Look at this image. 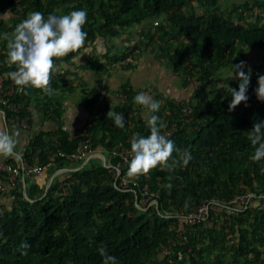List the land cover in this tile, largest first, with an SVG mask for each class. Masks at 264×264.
<instances>
[{"label": "trees", "instance_id": "obj_1", "mask_svg": "<svg viewBox=\"0 0 264 264\" xmlns=\"http://www.w3.org/2000/svg\"><path fill=\"white\" fill-rule=\"evenodd\" d=\"M218 2L21 0L17 5L13 0H0V61L7 72L15 70V66L10 68L7 64V41L3 34L11 37L16 25L29 13L39 11L46 18L48 14L85 10V47L96 36L116 37L143 20L162 18L155 29L163 41L159 44L161 57H168L170 67L181 72L184 86L194 84L193 95L186 101L192 111L184 121L179 120L181 107L186 105L184 100L175 104L166 99L165 108L160 106L158 112L151 113L165 125L168 123L161 130L176 124L177 130L169 137L179 150L173 157L179 159L183 152L191 156L186 166L182 161L172 170L157 166L148 174L135 177L139 184H146L158 195L157 205L138 207L140 198L138 193L136 197V189L122 190L114 185L112 170L119 165L118 159H111L110 168L101 164L81 168L61 188L53 184L33 203L18 195L17 204L0 215V264H103L98 251L101 247H106L117 264H264V205H260L264 197H257L260 204L236 208L216 205L204 220L195 224L188 223L186 218L190 208L204 199L264 190V158L259 162L251 160L254 148L248 140L253 123L264 120V101L258 100L255 92L258 77L264 75V0H246L241 5L224 8ZM6 10L12 13L8 20L2 16ZM174 31L186 41L178 43ZM187 42L190 52L179 55V46L188 45ZM171 45L175 46L173 51L167 49ZM130 46L127 48H137L136 44ZM246 48L262 50L258 64L246 66ZM126 51L122 52L121 60L127 57ZM77 55L70 53L63 63H74ZM86 61L82 67L100 70L109 67L94 63L92 56ZM132 61L133 57L118 68L129 67ZM241 61L245 72L251 70L248 100L229 111L232 99L229 87L238 90L239 79L227 77L223 89L207 90L203 85L213 82L212 76L219 69ZM36 89L27 86L25 94L15 99L24 100ZM117 90L127 93L126 100L114 108L124 116V128L116 127L107 118V108L103 107L107 103L95 90L84 91L94 102H100L98 121L85 122L72 135L65 131L47 134L49 141L42 136L34 137L24 157L32 162L33 153L38 152L37 157L44 163L43 148L54 137L70 153L87 137L94 148L110 150L131 147L134 133L149 135L147 123L140 120L134 125L135 119L130 114L136 95L132 88L121 84ZM25 114V110L20 113ZM126 172L127 169L121 170L122 174ZM178 232L187 235L186 244L173 245ZM25 243L27 248L22 247Z\"/></svg>", "mask_w": 264, "mask_h": 264}, {"label": "clouds", "instance_id": "obj_2", "mask_svg": "<svg viewBox=\"0 0 264 264\" xmlns=\"http://www.w3.org/2000/svg\"><path fill=\"white\" fill-rule=\"evenodd\" d=\"M86 22L85 10L72 11L66 15L48 14L46 18L44 13L39 11L29 13L16 25L11 37L7 33L3 34V38L7 41V64L10 68L15 66V70L8 72L7 75L21 87V90L31 86L41 89L47 95H52L54 90L50 83L53 75L64 66L63 58L70 53H78L73 59L79 61L82 55L88 53L85 47L87 33L83 30ZM57 61L61 63L58 64ZM233 67L231 78H238L240 83L238 90L229 87L232 97L228 106L229 111L248 100L246 93L251 76L250 69L248 72L243 70V61ZM257 83L258 87L255 89L257 99L264 101V75L258 77ZM133 99L137 105L143 106L150 113L147 119L150 134L132 135L130 141L132 157L128 166V176L146 175L157 166L172 170L181 161L186 166L191 159L190 154L183 152L179 154V159L173 157V153H179V150L171 139L161 134L165 124L160 117L151 114L159 111L160 102L145 92L137 93ZM107 118H111L116 127L124 128V116L113 111L112 107L107 113ZM18 135V130L0 131V156L10 157L14 154ZM248 140L254 148L251 160L259 162L264 158V120L253 123L248 133ZM167 187L170 189L171 184ZM22 247L27 248L28 245L25 243ZM98 251L103 257V264H117L116 258L108 254L106 247H101Z\"/></svg>", "mask_w": 264, "mask_h": 264}, {"label": "rangeland", "instance_id": "obj_3", "mask_svg": "<svg viewBox=\"0 0 264 264\" xmlns=\"http://www.w3.org/2000/svg\"><path fill=\"white\" fill-rule=\"evenodd\" d=\"M245 1L246 0H219L218 5L223 8L231 7L232 5H241ZM11 16V13L3 14L4 20H8ZM161 20L162 18L160 17L148 18L146 20H143L140 24L133 26L130 31H127L126 33L116 37H110L106 39H102L100 36L94 37L87 42V46L92 51H88L87 54L91 55L94 52L91 55L95 60L94 63L100 64V66L102 67L109 66L108 69L100 70L82 67L85 66V62L81 61L80 64H82V66L80 67V69L78 64L74 63V66H71L72 70H69L67 72L65 71V66L68 65L67 63H63L64 66L60 69V71L54 74L56 83H58V77H63L65 79V83L74 84V82L72 81H76L77 79V84L79 86L88 85L84 86L86 88H90L95 85H103L102 83L108 84L109 87L115 86L117 88L121 84H128L132 87L135 94L139 92H145L154 100L159 101L162 108H165L166 106V99L173 100L175 104L179 103L182 100H184L186 103V101L193 95L194 84L184 86V77L181 75V72L175 68L170 67L171 63L168 57H161L159 44H162L163 41L161 35L159 34V37L155 31V29L157 28L156 26H159ZM255 22L257 23L258 21ZM255 22H253L252 24L254 25ZM257 24L260 25L259 23ZM169 31L172 32V29H169ZM175 33L178 43H180L181 41H186V38L183 35H179L178 32ZM129 44L137 45V48L135 50L133 49L135 51L134 55L132 56L133 61L131 65L129 64V67L120 69L118 68L119 66L116 64V62L118 60H121L120 56L122 55V52L124 50H128L129 48L127 47H131ZM187 44L188 45L182 44L179 46V55H181L182 53L188 54L190 52L191 46L188 42ZM174 48L175 46L172 45L171 48L167 47V49H170L171 51H173ZM261 52L262 50L260 48H246V66L251 67L254 64H258L260 61L259 56L261 55ZM112 63H114L115 65L113 64L112 66ZM73 70L74 72H76L75 74H77L76 78ZM233 71V65H228L222 69H219L212 76L211 80L213 82L207 83V85L204 84L203 86H206L207 90L211 87H220L223 89L226 86V78L231 77ZM233 75H235V73H233ZM86 82L88 83L86 84ZM61 96L62 94L52 95V100L53 102L59 101V103L61 104L60 109L62 110L60 116L62 118L67 120L72 119L74 123H77L80 120L81 123H83L84 121H94L93 114L95 113V110L93 111L90 108L79 103L77 101L81 99L79 95L75 96V99H72L73 104H70L67 99L61 100ZM186 105L188 104L186 103ZM142 110L147 109L143 106H140V110H136V113H133L137 116L136 118L138 120L146 122L145 116L148 117L150 113H145ZM137 119H135V121ZM167 124L168 123H166V125ZM256 202L260 204L261 200L257 198L254 203Z\"/></svg>", "mask_w": 264, "mask_h": 264}, {"label": "crops", "instance_id": "obj_4", "mask_svg": "<svg viewBox=\"0 0 264 264\" xmlns=\"http://www.w3.org/2000/svg\"><path fill=\"white\" fill-rule=\"evenodd\" d=\"M86 48L89 49L88 51H91L88 46ZM91 55L85 53L79 58V61L73 60V62L75 64L77 63L80 69V67L82 66V64H80L81 61H84L86 64V58ZM74 63L67 64L68 66H65V71L68 72L69 70H72L71 66H74ZM113 64L114 63H112V66ZM73 73L75 74L76 72H74L73 70ZM76 75L77 74H75V78ZM54 76L55 75H53V81H55ZM57 80L58 83H55V85L51 87L54 90L52 95L62 94L61 100L67 99L70 104H73L72 99H75L74 97L79 95L81 99L77 101L82 105L90 108L91 110H95V113L93 114V122H97L100 117V106H98L97 104H99L100 102H94V100H92V97L90 98V96L85 95L86 93H83V89L84 91L86 89V87L84 86L88 85L79 86L77 84V79L76 81H72L74 82V84L65 83V79L63 77H58ZM87 83L88 82H86V84ZM102 84L107 87L108 92L116 91L118 89L115 86L109 87L108 84ZM128 86L131 87L130 85ZM52 95H47L41 89H36L32 90L30 94L24 99V110L26 112V115L28 116L29 127L20 126L16 121L9 120L10 115H7V113L0 110V131L11 132L12 130H18L19 132V135L16 137L17 143L14 154L10 157L0 156L1 158L12 162H17L20 157L24 156L34 137L42 136L45 141H49L47 134H59L61 133V131H65L72 135L76 130L84 125L85 121L81 123L80 120L77 123H74L72 119L67 120L62 118L60 116L62 110L60 109L61 104L59 103V101L53 102ZM103 103L101 104H103V107L106 106L107 112L111 110V107L114 111V108L119 105L120 100L112 99L108 102L104 101ZM131 107L133 108V110L131 111L129 109L130 114L134 119H137V116L134 113H136V110H140V105H137L134 102ZM142 111L145 113L148 112V110ZM147 119L148 117L145 116L146 123ZM139 121L140 120L137 119L134 122V125H137ZM95 152L96 157H87L81 162H67L64 160H59L57 164L43 163V170L39 175L33 176L31 178H21L19 179V181H17L14 187L10 186L4 176L0 175V184L5 186L6 188L5 193L0 196V205L3 206L6 211L11 210L12 206L17 204L18 195L22 196L23 199L28 200L29 203H33L34 201L42 198L46 194L47 190L51 186H53V184H57L58 188H61L62 184L67 181L68 178H73L74 172L76 170H80L81 168L96 167V164H103L106 168H110L112 158L108 156L107 151L102 150L100 147H95ZM37 155L38 152L33 153L32 162L40 161ZM115 169L121 171L125 168L123 165L119 164L117 167H113L112 172H114Z\"/></svg>", "mask_w": 264, "mask_h": 264}, {"label": "built area", "instance_id": "obj_5", "mask_svg": "<svg viewBox=\"0 0 264 264\" xmlns=\"http://www.w3.org/2000/svg\"><path fill=\"white\" fill-rule=\"evenodd\" d=\"M20 1L21 0H13L14 4L17 5ZM9 13H11L10 10L3 12V14ZM134 53L135 51L129 48L127 50V57L117 61L116 64L126 65ZM3 67V61H0V110L5 113L6 111L11 113L9 120L16 121L20 126L29 127L28 116L26 114L20 115L21 111L25 109V102L23 99H15L16 97L21 98L25 94L27 86L21 90V87L15 84V82L7 75L8 72ZM91 90H95L96 94L107 102L112 99H118L120 102H122L127 98L126 92H121L119 90L107 92V89L100 85L86 88L85 92H90ZM191 111L192 107L190 105H183L181 107V117L179 120L184 121L185 118L189 117ZM176 130L177 126L175 123H173L169 129L161 130V134L169 138ZM43 151L45 154L44 164H57L59 160H64L67 162H81L87 157H96L95 148L93 147L89 137L80 141L75 149L70 153L65 152L60 147L59 141L54 137L51 138L50 142L44 146ZM106 151L110 158L118 159L119 164L123 165L124 168L127 169L125 174H122L120 170L115 169L113 172V176L115 178L114 185L122 190L136 189V197L138 193L140 198V203L136 204L138 207L146 209L151 205H157L158 195L155 192H151L146 184H139L135 177L128 176V166L132 157L131 147H116ZM42 170V162H29L24 156L20 157L17 162H12L0 157V175L4 176V178L7 179V182L12 187L15 186L19 179L37 176L42 172ZM5 191V186L0 184V196H2ZM257 197H264V190L263 192L259 193L253 190H247L229 198L204 199L199 204L190 208L186 218L188 223L195 224L201 220H204L207 217L209 210L214 208L216 205H223L231 208L242 207L246 206L248 203H254V200L255 198L257 199ZM260 205H264V200H262ZM5 211L6 209L0 205V215H3ZM172 243L173 245L186 244L187 235L181 232L176 233ZM187 251H190V248H188Z\"/></svg>", "mask_w": 264, "mask_h": 264}]
</instances>
